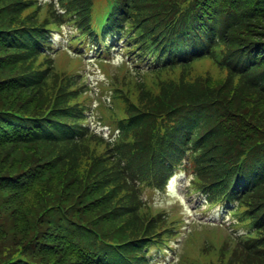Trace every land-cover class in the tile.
I'll use <instances>...</instances> for the list:
<instances>
[{
  "label": "trees",
  "instance_id": "trees-1",
  "mask_svg": "<svg viewBox=\"0 0 264 264\" xmlns=\"http://www.w3.org/2000/svg\"><path fill=\"white\" fill-rule=\"evenodd\" d=\"M60 3L65 5L67 9V17L75 28L76 40L85 37V30H88L86 25L91 26L96 12L99 11L97 4L100 3L101 8L107 6V10L109 9V23L106 27L108 34L113 37H121L126 47L124 51L132 53H148L155 48V45L174 42L167 33L166 25L168 23L181 26L174 32V35L179 33L183 27L187 28V26L193 25L192 23L202 28L212 25L215 29L219 28V32L217 41L212 47V56L204 59V61L205 63L216 61L218 64L225 65L226 72H229L228 76L236 83L230 92L234 91L236 93L238 89H242L246 92L255 93V88L264 76V0H60ZM28 4L29 0H0V102H4L6 110H11L4 99L7 98L10 103L12 95L19 96L22 100L20 107L22 112L13 111L25 117H31L33 121L36 118L38 120L44 117L48 99L46 96L39 97L36 100L33 96L29 98L28 102L22 99L24 98L25 87L20 86L19 80L25 74L26 66L30 62V57L26 54L25 48L43 41L46 31H50L52 27L57 26V22L61 17L54 14V12L41 15L40 8L28 11ZM260 23H262L261 26ZM155 26L159 28L160 32L157 38H153L157 35L156 33H149ZM196 31H198L197 27ZM177 42L175 41V43ZM180 42H185V40L182 39ZM166 66L173 68V66ZM159 82L162 83V81ZM160 85L165 87L163 84ZM155 88L156 86L152 80L140 86L135 85L128 90L129 96L124 101L127 117L131 119L132 123L124 136V145H127V147L125 149L121 148L124 158H120L119 161L126 167L134 159H145L146 161L143 164L134 166V172L147 178L155 177V166L157 164L154 158L156 153L154 147L156 145L168 138L176 143L175 147L189 146L201 129L208 127L195 126L193 121L198 114L189 112L178 118L177 126L171 127V132L167 130L159 131L160 121L158 118L160 116H158V104L153 94L156 92ZM216 100H221L229 109L227 116L222 117L219 124L223 125L226 132H229L234 121H236L241 133L238 129L233 130L234 133L239 134L227 137L231 145H222L219 141L211 144L213 137L204 140L203 144L201 143L206 146V151L203 155L202 145L197 148L198 159L203 158V160H198V166L200 167V174L197 171L198 178L201 175L207 184L223 187L227 196L232 200H238L234 196L238 195L240 201L238 211L244 215L242 224L252 225L253 230L248 238L255 241L248 240V243L243 241V245H236L233 249L227 251H225V246L220 254L210 250L205 259H202V263L264 264V212L259 210L263 206L260 204L264 202V182L250 180L243 172L236 179V171L232 173L231 170V167L246 154L245 148L236 146H244L243 138L250 133L252 121L245 113L242 116L233 112L234 108L226 104L227 100L222 99L220 96L216 97ZM4 108L0 107V111ZM209 110L206 114L214 116L217 113L220 115L217 112L218 106L215 102L210 104ZM211 122L212 119L209 123ZM66 123L71 125L69 120H66ZM257 123L258 126L256 132L253 133L251 148L260 153L254 158L257 173L262 174L264 173L262 168L264 163L260 164V159L264 157V125L261 122ZM34 126L41 132L39 143H36L35 138L27 139L23 135L19 137L13 131L9 132L3 139L10 148L4 144L0 146V150H11L12 154L9 156L11 160H21L20 154L25 152L27 156L28 154L37 156L41 160L40 162H50V159L54 156L51 153L59 149L58 144L51 138L58 128V123L53 117L49 116L42 123H34ZM205 136H209V133H205ZM83 143H86V141ZM84 159L85 156H80L79 151L74 149L66 153L63 159H59V155L56 156L54 161L49 163L51 166L48 169H56V166H59L58 169L64 173H74V171L76 172V163ZM3 161H6V159H3ZM0 166H2L1 163ZM32 167L34 165L13 175H10V171L7 172L8 174H0V189H3L6 193H12L20 202L31 194L34 195L40 185L34 180L29 183L31 193L19 188L21 184L26 182L27 176L31 174ZM88 170L90 173L85 171L81 183L82 185L92 186L93 183L90 185L89 181L92 180V176L96 172L99 175V170L97 169L95 172L93 166H89ZM123 170L120 166L115 169L112 168L110 171L114 173L115 182L111 180V176L107 173L104 176L102 175L101 180L97 183L101 185L98 190L95 185V187L93 186L96 190L94 195L97 196L93 200L94 209L91 213L81 216L77 214L68 216V218H71L70 221L76 223L75 225L89 229L81 228L72 240L71 255L77 259H53L56 255L55 249L52 246H46V243L40 240L39 244L42 247L38 248L36 234L46 224L47 208H49L47 206L49 203H47L40 207L42 211L37 216L32 214V219H29L25 212L31 211V213H34L33 207L22 208L21 214H18L16 210L14 215H11L13 221H16L19 227L22 224L21 230L24 231V235L22 242L11 247L10 253L6 252V259H8L5 263L83 264L82 261L89 258H100L105 255L107 248L103 245L104 240H106L110 244L112 242L126 244L118 249L122 257L128 258L131 253L133 255V259H113L111 264H149L147 258H143L138 253L139 247L143 246L146 241H139L142 239L137 238L143 229L137 232L135 217L144 215L147 229L153 232L161 231L157 237L165 233L162 230L168 226V223L154 225L152 221L150 222L152 213L148 212V208L136 210L137 206L135 204L132 206L133 210L128 214L126 213L123 218L116 216L115 210L119 207L120 197L123 201L129 197H137L130 192V187H126ZM227 174H233L232 178L219 182ZM68 178L65 179L66 182H78L76 177L71 178V175H69ZM244 184L251 185V190L245 188V192L242 188ZM71 186L72 184L66 186L64 183H60L55 189L66 192ZM2 203H5L4 198ZM56 203L69 205L63 204L61 201ZM45 205L46 207H44ZM126 205L130 206L129 203H126ZM117 218L120 219L117 221L121 223L118 228L119 231L122 230L120 239L114 236L117 230L113 224H115ZM1 219H5V217L1 216ZM95 219L99 222L90 223ZM44 233L51 234L50 231ZM93 238H95V242L91 241ZM136 248L138 249L135 250ZM110 254L114 256L115 252L111 251ZM181 264H201V262L198 259H182Z\"/></svg>",
  "mask_w": 264,
  "mask_h": 264
},
{
  "label": "rangeland",
  "instance_id": "rangeland-1",
  "mask_svg": "<svg viewBox=\"0 0 264 264\" xmlns=\"http://www.w3.org/2000/svg\"><path fill=\"white\" fill-rule=\"evenodd\" d=\"M261 25L262 23H260V26ZM59 40L60 38H57V42H59ZM206 68L207 65L199 67L200 70H204ZM182 79L184 81L183 85H186L189 89H192V91H197L198 93L207 96H220L222 99L228 101L226 102V104L228 106H232L234 108L233 112H235L236 114L244 116L245 113L251 119V121L261 122L264 125V96L246 92L242 89H238L236 93L234 91L230 92L231 88H233L236 83L231 80L227 73L216 71V74H213L211 77L200 73L195 74L193 77H191L190 74H187L186 76L182 77ZM168 92L170 97H174L175 92L171 90H169ZM22 99L26 102L29 101V99L25 97ZM4 100L8 103L11 110L22 112V109L20 108L22 100L19 96L12 95L10 103L7 101V98ZM0 107L4 108V102H0ZM221 110L225 112L229 111L225 104L221 106ZM10 154H12L11 150H0V163L2 164V166H0V174H8L7 172L10 171V175H13L29 168L32 165H34V167L31 168L30 172H37L42 170V168H50L51 165L49 163L54 161L51 158L50 162L43 163L40 162L41 160L37 156H32L29 154L27 156L25 152H21V160L17 161L15 159L11 160L9 157ZM51 154L56 156L59 154V152L56 151ZM3 159H6V161H3ZM15 165L18 166L13 167ZM89 166H93V160H90V158L88 157L76 163V172L74 171V173L67 174L62 172V170H58L57 172L52 174L50 178L47 179L48 182H44L39 185V189L34 195L31 194L21 202L18 201L16 197L12 195V193H6L3 189H0V219L1 216H4L6 223L8 224V227L5 229L4 233L0 234V252L10 253L11 247L23 241L24 231L21 230L22 224L19 227L16 224V221H13V218L11 217V215H14V211L16 210L18 211V214H21L22 208L28 209L33 207L34 213H31V211L25 212V214L27 213L29 219H32V214H35V216H37V214L42 211L40 207H43L44 204L49 203L50 205L61 201V203L63 204L76 205V208L73 209V214L81 216L91 213L94 209L93 200L97 196L94 195L95 192L93 191V186L94 184H97V182L94 181V178H92V180L89 181L90 185H92L93 183L92 187L90 188H88L87 185L83 187L81 183L84 178L85 171L90 173V171L88 170ZM69 175H71V178L76 177L78 179V182L74 183L66 192L64 190L55 189V187L60 183L63 184L65 179L68 178ZM184 179L185 178L183 175L175 176L171 182L169 191L165 194L152 195L153 199L151 200V202L155 203V205L159 207L168 209L176 207V205H183L184 212L182 213H184V217L187 216L189 223L194 224L199 220H208V218H206L202 211V209L204 208V206H202L203 201H200L199 197L197 196H187L182 193L181 190L185 187ZM3 198L5 199V203H2ZM215 219L219 221L221 217L216 214ZM98 222L99 221L95 219L90 223L94 224ZM0 224L3 225V223ZM189 226L191 228L193 225ZM104 229L106 228L104 227ZM121 231L118 230L114 233V236L117 237V239H120ZM6 234L8 241L5 240ZM181 241L182 240L178 242L177 246L180 245L179 243ZM62 245L63 241L60 242L58 248H60ZM175 257L176 256L173 253H168L165 257L159 256V258L157 259L160 260V264H169L173 259H175ZM53 259L77 258L73 257L67 252L62 251L59 254H56Z\"/></svg>",
  "mask_w": 264,
  "mask_h": 264
},
{
  "label": "bare ground",
  "instance_id": "bare-ground-1",
  "mask_svg": "<svg viewBox=\"0 0 264 264\" xmlns=\"http://www.w3.org/2000/svg\"><path fill=\"white\" fill-rule=\"evenodd\" d=\"M214 255H215V253H214Z\"/></svg>",
  "mask_w": 264,
  "mask_h": 264
}]
</instances>
